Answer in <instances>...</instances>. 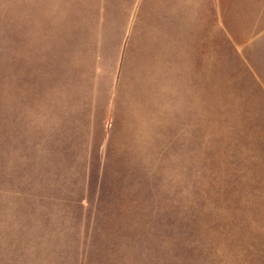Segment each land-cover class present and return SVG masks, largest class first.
Instances as JSON below:
<instances>
[{"label":"rangeland","instance_id":"rangeland-1","mask_svg":"<svg viewBox=\"0 0 264 264\" xmlns=\"http://www.w3.org/2000/svg\"><path fill=\"white\" fill-rule=\"evenodd\" d=\"M0 264H264V0H0Z\"/></svg>","mask_w":264,"mask_h":264},{"label":"crops","instance_id":"crops-1","mask_svg":"<svg viewBox=\"0 0 264 264\" xmlns=\"http://www.w3.org/2000/svg\"><path fill=\"white\" fill-rule=\"evenodd\" d=\"M49 1H52L53 2V5L54 4H56V0H49ZM24 3H25V1H24ZM40 6H41V4H39ZM40 6H37L38 7V10H40ZM26 7V6H25ZM25 13H26V8L24 9V4H23V19L21 20V22H23V30L25 31V20H26V18H25ZM37 16H40V12H39V15H37ZM38 19H37V21H36V23H37V31H38V44H39V46H38V56H39V59L41 58V56H42V51H41V43L42 42H40L39 41V38H42V32H41V28H40V26L43 24V26H44V29L46 28L45 27V23H46V25L49 23V20L47 19V20H45V18H44V21L42 20V18L41 17H37ZM29 21H31V24H32V27H33V25H34V19H33V17H32V19L30 20V19H28ZM27 25V24H26ZM43 28V27H42ZM43 30V29H42ZM24 31H23V38L25 37V33H24ZM56 34V32H55V28H54V32L52 33V35H55ZM57 50V49H56ZM55 53H56V51H55ZM55 59H56V57H55ZM56 61V60H55ZM55 61H53L54 62V64H55ZM17 99H21V100H23V98L24 97H16ZM20 130H22V127H21V129H19V131Z\"/></svg>","mask_w":264,"mask_h":264},{"label":"water","instance_id":"water-1","mask_svg":"<svg viewBox=\"0 0 264 264\" xmlns=\"http://www.w3.org/2000/svg\"><path fill=\"white\" fill-rule=\"evenodd\" d=\"M14 2V1H13ZM22 12H23V3H22Z\"/></svg>","mask_w":264,"mask_h":264}]
</instances>
